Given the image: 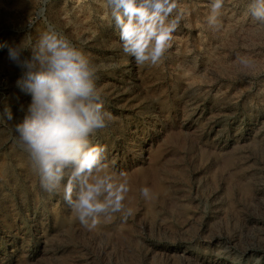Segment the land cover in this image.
Here are the masks:
<instances>
[{
    "label": "rangeland",
    "instance_id": "obj_1",
    "mask_svg": "<svg viewBox=\"0 0 264 264\" xmlns=\"http://www.w3.org/2000/svg\"><path fill=\"white\" fill-rule=\"evenodd\" d=\"M181 3L173 48L149 67L124 54L102 0H0V44L29 31L31 44L51 23L100 65L96 84L115 120L92 144L106 146L109 171L128 181L134 212L89 232L62 191L40 187L15 143L13 124L30 98L0 49V108L7 99L15 117L0 121V264H254L264 256V28L244 15L247 0H229L220 31L207 26L209 0ZM238 54L256 60L250 75L234 63Z\"/></svg>",
    "mask_w": 264,
    "mask_h": 264
},
{
    "label": "clouds",
    "instance_id": "obj_2",
    "mask_svg": "<svg viewBox=\"0 0 264 264\" xmlns=\"http://www.w3.org/2000/svg\"><path fill=\"white\" fill-rule=\"evenodd\" d=\"M43 2L46 5L48 0ZM228 3L209 0L206 23L210 29H222ZM102 6L119 31L124 54L137 65L149 67L159 66L168 57L186 15L181 0H102ZM45 13L46 7H41L37 16L46 20ZM244 15L264 28V0H247ZM26 27L34 28L32 12ZM30 35L31 31L18 43L0 44V49H7L9 64L19 70L16 88L30 98L26 107H19L22 120L13 124L15 143L26 154L40 187L50 195L62 191L71 215L87 231L98 229L102 218L111 220L117 213L126 223L134 214L125 203L129 183L109 171L106 146L92 144V138L115 120L96 84L100 65L51 23L31 44ZM234 63L245 76L257 68L256 60L246 54H238ZM246 86L254 87V81ZM2 105L0 121L12 122L15 117L7 99ZM141 195L150 199V189L142 188ZM262 261L264 256L254 257V264Z\"/></svg>",
    "mask_w": 264,
    "mask_h": 264
}]
</instances>
